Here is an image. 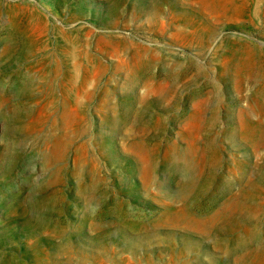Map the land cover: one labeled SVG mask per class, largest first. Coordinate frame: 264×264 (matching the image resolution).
<instances>
[{"label":"rangeland","instance_id":"obj_1","mask_svg":"<svg viewBox=\"0 0 264 264\" xmlns=\"http://www.w3.org/2000/svg\"><path fill=\"white\" fill-rule=\"evenodd\" d=\"M0 264H264V0H0Z\"/></svg>","mask_w":264,"mask_h":264},{"label":"bare ground","instance_id":"obj_2","mask_svg":"<svg viewBox=\"0 0 264 264\" xmlns=\"http://www.w3.org/2000/svg\"><path fill=\"white\" fill-rule=\"evenodd\" d=\"M260 4V3H259Z\"/></svg>","mask_w":264,"mask_h":264}]
</instances>
